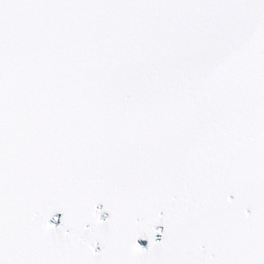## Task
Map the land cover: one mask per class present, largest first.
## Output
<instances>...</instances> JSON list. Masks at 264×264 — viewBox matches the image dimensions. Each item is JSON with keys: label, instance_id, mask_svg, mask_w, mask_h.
<instances>
[{"label": "snow or ice", "instance_id": "6c2138e0", "mask_svg": "<svg viewBox=\"0 0 264 264\" xmlns=\"http://www.w3.org/2000/svg\"><path fill=\"white\" fill-rule=\"evenodd\" d=\"M0 264H264V0H0Z\"/></svg>", "mask_w": 264, "mask_h": 264}]
</instances>
